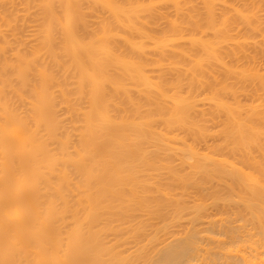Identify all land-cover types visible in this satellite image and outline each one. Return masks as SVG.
Segmentation results:
<instances>
[{
    "label": "bare ground",
    "instance_id": "bare-ground-1",
    "mask_svg": "<svg viewBox=\"0 0 264 264\" xmlns=\"http://www.w3.org/2000/svg\"><path fill=\"white\" fill-rule=\"evenodd\" d=\"M0 264H264V0H0Z\"/></svg>",
    "mask_w": 264,
    "mask_h": 264
}]
</instances>
